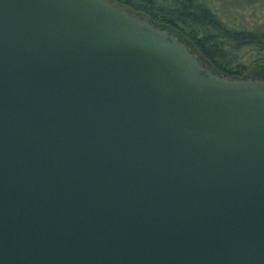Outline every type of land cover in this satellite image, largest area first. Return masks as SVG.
<instances>
[{
    "label": "water",
    "instance_id": "1",
    "mask_svg": "<svg viewBox=\"0 0 264 264\" xmlns=\"http://www.w3.org/2000/svg\"><path fill=\"white\" fill-rule=\"evenodd\" d=\"M0 264H264V78L109 0H0Z\"/></svg>",
    "mask_w": 264,
    "mask_h": 264
},
{
    "label": "trees",
    "instance_id": "2",
    "mask_svg": "<svg viewBox=\"0 0 264 264\" xmlns=\"http://www.w3.org/2000/svg\"><path fill=\"white\" fill-rule=\"evenodd\" d=\"M179 37L208 69L232 79L250 77L236 53L264 54V19L246 25L243 12L219 11L211 0H109ZM264 68V61L262 62ZM264 70V69H263Z\"/></svg>",
    "mask_w": 264,
    "mask_h": 264
},
{
    "label": "rangeland",
    "instance_id": "3",
    "mask_svg": "<svg viewBox=\"0 0 264 264\" xmlns=\"http://www.w3.org/2000/svg\"><path fill=\"white\" fill-rule=\"evenodd\" d=\"M211 1L215 3L219 11L225 12L236 9L239 12H243V21L246 25H251V23L264 19V0ZM236 57L238 63L243 64L245 69L247 70L245 75H248L250 77L264 76V68L261 65L264 61V54L258 53L252 48H243L236 53Z\"/></svg>",
    "mask_w": 264,
    "mask_h": 264
}]
</instances>
